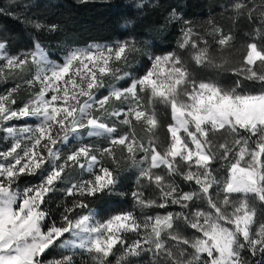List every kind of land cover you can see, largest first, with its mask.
<instances>
[{"label":"snow or ice","instance_id":"1","mask_svg":"<svg viewBox=\"0 0 264 264\" xmlns=\"http://www.w3.org/2000/svg\"><path fill=\"white\" fill-rule=\"evenodd\" d=\"M221 7H170L171 50L128 20L56 59L36 0L0 7L30 41L0 24V264H264V0Z\"/></svg>","mask_w":264,"mask_h":264},{"label":"trees","instance_id":"2","mask_svg":"<svg viewBox=\"0 0 264 264\" xmlns=\"http://www.w3.org/2000/svg\"><path fill=\"white\" fill-rule=\"evenodd\" d=\"M140 0H36L40 6L39 12L47 17L49 22L61 25L63 31L48 37H42L52 50V58L56 59L67 50L66 46L85 45L89 42H109L120 39L128 31L124 27L128 20L135 21L136 34L141 40L147 41L149 48L156 53L171 50L176 46L178 28L170 25L166 30H160L164 24V16L170 7H178L187 18L205 19L209 11L213 15L222 11L221 5L226 0H145L146 6L137 9L136 3ZM161 3L162 8L152 9L149 3ZM0 7H10V0H0ZM0 24L15 37L13 49L24 48L30 41L22 30V26L10 17H0ZM245 24H241L236 32L237 43L242 38L243 32L248 31ZM143 62V61H142ZM213 75L212 70L202 73ZM166 121V117H162ZM163 138V129L161 130ZM133 173H124L122 180L124 191H130ZM128 197H110L106 201H99L95 207L102 215L109 211L131 206Z\"/></svg>","mask_w":264,"mask_h":264},{"label":"rangeland","instance_id":"3","mask_svg":"<svg viewBox=\"0 0 264 264\" xmlns=\"http://www.w3.org/2000/svg\"><path fill=\"white\" fill-rule=\"evenodd\" d=\"M92 43H105V42H89L88 44H92ZM88 44H85V45H77V46H72V47H84V46H87ZM64 54H65V53L61 54V55L59 56V58H62ZM141 71H142V69H141ZM2 146H3V145L0 144V147H2ZM132 178H134V176H132Z\"/></svg>","mask_w":264,"mask_h":264}]
</instances>
